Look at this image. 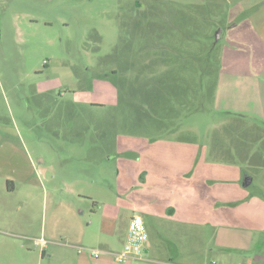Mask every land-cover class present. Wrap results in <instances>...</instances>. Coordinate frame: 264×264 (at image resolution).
<instances>
[{"label": "rangeland", "instance_id": "rangeland-1", "mask_svg": "<svg viewBox=\"0 0 264 264\" xmlns=\"http://www.w3.org/2000/svg\"><path fill=\"white\" fill-rule=\"evenodd\" d=\"M234 66L264 77V0H0V229L22 235L0 232V264L54 241L122 251L134 213L156 249L124 264H264V122L255 100L232 114ZM185 142L240 224L216 226L210 196L193 223L142 207L169 197Z\"/></svg>", "mask_w": 264, "mask_h": 264}, {"label": "crops", "instance_id": "crops-1", "mask_svg": "<svg viewBox=\"0 0 264 264\" xmlns=\"http://www.w3.org/2000/svg\"><path fill=\"white\" fill-rule=\"evenodd\" d=\"M238 66H234L231 68L229 73V78L231 88L229 94V105L233 109V113L236 119L246 120L248 112L252 108V100L256 102V110L253 117L261 118L260 121L264 122V77L263 71L258 70V75H256V71L247 70ZM262 69V68H261ZM237 84V85H235ZM251 99V100H250ZM252 119V118H251ZM185 146H182L183 160L175 165L176 171L168 177L167 183H169L170 187L166 188L165 191L168 192L169 197L160 202L159 204L154 203L153 199L145 198L142 201V207L146 209V212L152 216L156 221L163 219L164 217L170 219L171 221L180 220L182 223L197 221L196 213H193L190 208L187 207V202H193L194 206L197 205L199 201H203L205 198H212V200L216 201V208L214 212L217 214L219 219L227 220L229 223H233L231 225L221 224L218 219L216 226L218 227H232V225L240 224L238 222L236 215L232 212L230 207L231 205H235L237 198L231 197V193L229 192L230 187L222 186L216 187L219 184H213L212 186L206 185L203 179L199 178L198 170L202 168L201 162H195V158L198 154V149L188 143H184ZM174 156L171 157V160L166 161L165 156L163 157V164L173 163ZM178 159V158H175ZM176 164V163H174ZM177 168V169H176ZM197 170L190 177H185L186 173L183 170ZM145 184V183H144ZM217 190V191H216ZM235 195V193H232ZM215 198V199H214ZM257 204H260L262 207L264 206V201L262 198L254 197ZM221 202V203H220ZM220 203V204H219ZM253 203V202H251ZM221 205V206H220ZM223 205V206H222ZM227 206V207H226ZM240 211V210H239ZM263 212V209L261 210ZM241 212V211H240ZM140 214L143 216L145 220V216L142 213H134ZM133 214V215H134ZM184 214V215H183ZM223 214V216H222ZM132 215V216H133ZM131 216V217H132ZM222 216V217H221ZM170 217V218H169ZM131 219V218H130ZM146 223V220H145ZM130 224V222H129ZM147 227V225H146ZM129 229V226H128ZM148 230V228H147ZM0 232L5 233L7 235L13 237H22L21 234L9 230H1ZM149 233V232H148ZM128 235H125V241ZM218 237V236H217ZM150 238V234H149ZM152 243V244H151ZM53 244L56 246L51 247L48 251L43 250L42 256L39 261V264H124V262H119L113 252H117L116 249L111 248L109 245L105 244L100 246L99 249L105 251L99 257H94L89 252H79V246L84 245H76L73 243L66 242H58L54 241ZM84 247H92L87 244ZM124 247V246H123ZM70 248L77 249V255L71 257L68 256L66 252H70ZM93 248V247H92ZM95 248V247H94ZM156 249V244L154 240L152 242L150 239L148 240L146 253H150L151 250ZM57 250V252H55ZM63 252V253H62ZM141 260H148L144 258H139ZM149 261H154L157 264H184L179 261H175L173 259L170 260H154L150 259ZM6 264V263H4Z\"/></svg>", "mask_w": 264, "mask_h": 264}, {"label": "built area", "instance_id": "built-area-1", "mask_svg": "<svg viewBox=\"0 0 264 264\" xmlns=\"http://www.w3.org/2000/svg\"><path fill=\"white\" fill-rule=\"evenodd\" d=\"M149 240V233L142 215L134 214L130 219L128 235L124 242L122 251L113 252L119 262H126L132 258H141L146 253ZM79 252H89L94 257H99L105 253L101 249H90L79 247Z\"/></svg>", "mask_w": 264, "mask_h": 264}, {"label": "water", "instance_id": "water-1", "mask_svg": "<svg viewBox=\"0 0 264 264\" xmlns=\"http://www.w3.org/2000/svg\"><path fill=\"white\" fill-rule=\"evenodd\" d=\"M221 31H222L221 29L218 31L217 36H216V40H219ZM251 182H252V177L247 175L244 178L243 185L247 187L250 185Z\"/></svg>", "mask_w": 264, "mask_h": 264}]
</instances>
